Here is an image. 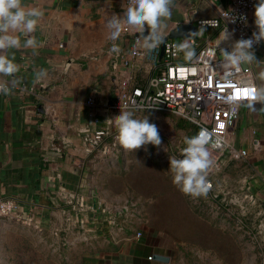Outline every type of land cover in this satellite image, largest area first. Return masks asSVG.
<instances>
[{"label":"crops","instance_id":"0c3cea01","mask_svg":"<svg viewBox=\"0 0 264 264\" xmlns=\"http://www.w3.org/2000/svg\"><path fill=\"white\" fill-rule=\"evenodd\" d=\"M232 1L175 0L169 29L175 23L185 22L186 18L196 23L199 18L217 16L222 9L229 8ZM126 2L22 0L26 9H42L43 16L32 33L38 48L23 47L26 37L14 33L21 47L5 53L10 59L14 58L20 70L15 74L18 83L11 88V94H0V197H15L24 218L52 225L54 218L62 216L65 226L74 221L87 235H94L99 229L90 220L84 224L88 208L94 210L98 205L95 198H88L84 191L85 160L92 150L86 136L99 129L106 131L104 124L110 121L109 114L113 112L108 108L114 97L113 86L126 73L121 57H129L133 35L122 33L116 41H111L106 27V19L113 13L123 15L122 5ZM253 12L254 8L250 13L252 22ZM205 29L194 44L196 52L206 39H211L210 45L214 47L223 28L208 26ZM227 29L233 32L235 41L233 29ZM113 43L121 49L119 55L109 52ZM221 47L229 48L223 43ZM253 50L264 64V42ZM178 60L185 61L182 53ZM134 63V81L139 84L158 73L162 64H152L145 58ZM41 69L46 70L47 75L37 82L36 73ZM252 71L257 74L259 69L253 65ZM89 95L95 100L92 115L86 103ZM244 105L245 102L240 105L230 139L234 146L237 143V148L246 150L247 163L254 170L253 189L264 196V113L252 114ZM120 228L106 226L105 232H112L115 242L120 239ZM123 247L130 248L131 244L125 243ZM140 256L145 262H161L147 259L144 253L137 257Z\"/></svg>","mask_w":264,"mask_h":264},{"label":"rangeland","instance_id":"374dc122","mask_svg":"<svg viewBox=\"0 0 264 264\" xmlns=\"http://www.w3.org/2000/svg\"><path fill=\"white\" fill-rule=\"evenodd\" d=\"M128 110L147 115L162 144L123 150L111 124L121 110L109 114L103 141L85 160V195L98 205L88 208L84 224L98 231L87 235L74 221L65 226L62 216L52 225L0 217V264H158L137 257L153 251L169 257L159 264H264V196L253 189L246 154L210 152L211 188L194 200L173 185L169 157L179 155L196 126L161 110ZM124 204L129 210L118 214ZM106 226L121 227L120 239L114 242Z\"/></svg>","mask_w":264,"mask_h":264},{"label":"clouds","instance_id":"9594fccd","mask_svg":"<svg viewBox=\"0 0 264 264\" xmlns=\"http://www.w3.org/2000/svg\"><path fill=\"white\" fill-rule=\"evenodd\" d=\"M214 4V3H210ZM175 0H127L123 7V15L113 13L106 19V27L109 30L108 39L116 41L127 29L131 35L139 34L138 44L145 50H155L164 43L165 38L173 29L177 28V23L169 29L168 21L171 19L172 9ZM43 16L40 8L32 7L26 9L22 5V0H0V77H11V80L0 79V94L10 95L11 88L18 83L15 74L20 68L5 53L9 50L21 47L18 36L14 33H22L26 40L23 47L38 48V42L32 33L36 31L39 19ZM254 25L255 31L250 38H241L233 41V32L226 26L219 32L215 40L214 47L210 51L201 52L197 56L194 40L197 35L203 36L206 29L204 25L218 27L212 21H202L201 27L190 32L188 36L175 45V54H183V59L187 62L202 61L206 67L210 62L216 63V70L222 74L224 79L233 78L242 65L247 67L255 65L259 69L257 74L249 78V88L243 97L245 105L250 113H264V64L256 58L254 45L264 42V0H258L254 5ZM225 19L235 23V15H226ZM240 20L247 22V17L241 15ZM190 18H186L188 22ZM147 31V34L145 32ZM13 33V34H10ZM228 44L230 50L221 47V44ZM110 53L119 55L121 49L113 43L109 49ZM219 52V57L217 56ZM246 68V67H245ZM47 75V71L41 69L36 73V81ZM241 99L239 96H229L226 101L232 105V113L235 114L239 104L234 101ZM259 104L260 107H256ZM154 108L149 105L138 110ZM115 128L116 144L125 151L134 152L140 148L147 151L146 146L151 144L159 147L162 144L158 127L149 122L147 115L136 118L135 110H121L111 121ZM185 146L180 149L178 156L169 157V171L172 174V183L178 190L192 199L206 197L211 184L208 181L209 169L213 161L208 150L209 145L216 146L219 141L214 140V133L206 128H201L198 133L185 139Z\"/></svg>","mask_w":264,"mask_h":264},{"label":"built area","instance_id":"2783aa9c","mask_svg":"<svg viewBox=\"0 0 264 264\" xmlns=\"http://www.w3.org/2000/svg\"><path fill=\"white\" fill-rule=\"evenodd\" d=\"M255 3L256 0H233L231 6L222 9L217 16L197 19V30L201 27L202 21L212 20L218 25V28L231 27L236 40L250 38L252 32L256 30L254 23L250 20V13ZM226 15H235L237 17L235 23L225 19ZM241 15L247 17L246 23L239 19ZM208 26L210 25H204V27ZM122 33H128L127 29ZM199 37L202 36L197 35L192 38L194 44L198 43L197 38ZM137 40L138 36L134 34L129 57H121L126 67V73L115 82L112 89L114 97L108 104V108L117 111L140 109L151 105L154 108L145 110H161L189 120L196 126L195 134L201 128L213 132L214 140H218L219 143L216 146L209 145V152L220 154L226 149L231 154L244 156L246 150L237 148L232 144L230 132L238 118L240 105L245 102L243 97H245L250 86L249 78L254 75L252 66L242 65L240 72L233 78L226 80L215 69V62H210L211 65L206 67L205 62L202 61H179L180 54H175V45L180 42L174 38H168L164 42L161 56H159L160 47L145 51ZM210 42L211 39L204 41L196 52L197 56L201 52L210 51L213 48ZM258 45H254V48ZM139 58H145L152 64L162 63L159 72L150 76L144 84L134 81L135 74L132 71L134 61ZM229 96H239L241 98L233 102L239 104L235 114L232 113V105L226 101ZM86 103L91 107L90 114L92 115V108L95 104L94 96L89 95ZM105 133L104 129H99L86 136L89 147L92 149L97 148L103 141ZM128 210L129 205L124 204L117 212L119 214ZM5 216L22 218L15 197H0V217ZM140 233V231H137L135 235L140 236ZM146 258L149 260L154 259L153 252L146 255Z\"/></svg>","mask_w":264,"mask_h":264},{"label":"water","instance_id":"95a60500","mask_svg":"<svg viewBox=\"0 0 264 264\" xmlns=\"http://www.w3.org/2000/svg\"><path fill=\"white\" fill-rule=\"evenodd\" d=\"M195 31H197L196 23H194L192 21L181 22V23L177 24V28H175L171 32H169V34L165 38V41L168 38L187 37L190 32H195ZM145 34H147V31L145 32ZM136 35L139 36L138 33ZM163 47H164V43H162L160 45V54H159V56H161L162 53H163ZM224 48H226V50H229L228 47H224ZM217 53H218V56H219V52H217ZM153 257H154V259L165 261V262L168 261V259H169V257L167 255H165L163 253H159V252H154L153 253Z\"/></svg>","mask_w":264,"mask_h":264},{"label":"trees","instance_id":"16d2710c","mask_svg":"<svg viewBox=\"0 0 264 264\" xmlns=\"http://www.w3.org/2000/svg\"><path fill=\"white\" fill-rule=\"evenodd\" d=\"M178 38H179V37H178ZM178 38H174V39L178 40Z\"/></svg>","mask_w":264,"mask_h":264}]
</instances>
